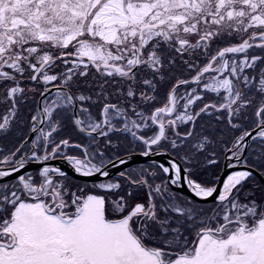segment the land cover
Masks as SVG:
<instances>
[{"label": "snow or ice", "instance_id": "snow-or-ice-1", "mask_svg": "<svg viewBox=\"0 0 264 264\" xmlns=\"http://www.w3.org/2000/svg\"><path fill=\"white\" fill-rule=\"evenodd\" d=\"M0 264H264V0H0Z\"/></svg>", "mask_w": 264, "mask_h": 264}, {"label": "flooded vegetation", "instance_id": "flooded-vegetation-1", "mask_svg": "<svg viewBox=\"0 0 264 264\" xmlns=\"http://www.w3.org/2000/svg\"><path fill=\"white\" fill-rule=\"evenodd\" d=\"M54 163H56V164H60L62 167H64L66 170L67 169H70L69 167H68V165L67 164H65L64 162H62V161H54ZM70 175H72L71 173H69ZM78 179H82V178H78Z\"/></svg>", "mask_w": 264, "mask_h": 264}, {"label": "water", "instance_id": "water-1", "mask_svg": "<svg viewBox=\"0 0 264 264\" xmlns=\"http://www.w3.org/2000/svg\"><path fill=\"white\" fill-rule=\"evenodd\" d=\"M67 171L73 175V173L71 172V169H67Z\"/></svg>", "mask_w": 264, "mask_h": 264}]
</instances>
